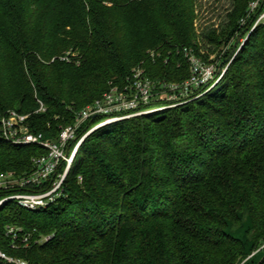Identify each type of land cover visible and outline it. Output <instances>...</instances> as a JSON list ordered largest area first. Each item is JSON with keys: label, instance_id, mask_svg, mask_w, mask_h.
<instances>
[{"label": "trees", "instance_id": "1", "mask_svg": "<svg viewBox=\"0 0 264 264\" xmlns=\"http://www.w3.org/2000/svg\"><path fill=\"white\" fill-rule=\"evenodd\" d=\"M198 1L0 0V124L14 110L56 139L138 67L156 85L186 82L185 49L207 62ZM254 1L233 0L229 27L209 42L247 32ZM228 58L206 94L88 136L58 207L0 209V247L37 264H241L264 245V26ZM46 153L0 140V172L30 173ZM7 225L31 233V246L12 250Z\"/></svg>", "mask_w": 264, "mask_h": 264}, {"label": "built area", "instance_id": "2", "mask_svg": "<svg viewBox=\"0 0 264 264\" xmlns=\"http://www.w3.org/2000/svg\"><path fill=\"white\" fill-rule=\"evenodd\" d=\"M251 18L254 23L247 31L246 39L259 26H264V0H255L250 4L242 25H246ZM184 53L190 64L191 77L182 84L167 85L175 96L173 102L179 100L188 102L198 98L197 96L202 95L203 91L220 82L226 72L219 70L216 65L203 61L191 50L185 49ZM151 55L155 57L154 52ZM155 85L144 68H136L124 88L112 86L101 99L80 111L73 125L62 127L56 139L47 137L42 132H33L29 127L31 115L14 110L5 113L1 117L0 140L15 146H41L47 153L32 159L33 169L30 173L0 172V209L11 203L29 211L58 207L68 198L66 194L68 176L86 138L104 126L156 111V108L150 106L154 102ZM199 90H202V93ZM44 112L46 108L40 103L37 113ZM93 120L98 122L85 126L87 122ZM4 234L12 250L27 249L32 244V234L22 227L7 225ZM52 238L45 236L36 240V244L47 243ZM0 264L37 263L14 256L0 247Z\"/></svg>", "mask_w": 264, "mask_h": 264}, {"label": "rangeland", "instance_id": "3", "mask_svg": "<svg viewBox=\"0 0 264 264\" xmlns=\"http://www.w3.org/2000/svg\"><path fill=\"white\" fill-rule=\"evenodd\" d=\"M233 10V0H199L198 1V20H197V30L199 34V43L202 48V52L205 55V59L209 64L216 65L218 69L226 71L230 64L224 63L225 60L231 55L232 50L235 46L236 41L240 39V43L237 50L233 54L231 60L242 51L246 44L247 33L245 29H248V25H242L243 34H237V39L232 41L227 47L219 48L216 45L209 42L208 36L211 33L221 34L224 30L229 27L230 14ZM241 34V35H240ZM246 34V35H245ZM230 57V56H229ZM219 83V82H218ZM216 83L214 87L218 84ZM213 87V88H214ZM210 90H205L203 94H206ZM201 94L197 97H200ZM175 96L171 89L167 86L155 85L154 88V102L162 103L160 106H155L156 111H161L163 109H169L172 107H178L187 103L185 100H179L178 102H173ZM196 99V98H195ZM15 206L14 203L9 204V208ZM250 228L247 224L246 228L239 230L236 237L245 240L246 231ZM4 233V232H3ZM1 246V243H0ZM251 247V244H248ZM264 260V245L258 247L254 251H250L247 258L241 264H261Z\"/></svg>", "mask_w": 264, "mask_h": 264}, {"label": "water", "instance_id": "4", "mask_svg": "<svg viewBox=\"0 0 264 264\" xmlns=\"http://www.w3.org/2000/svg\"><path fill=\"white\" fill-rule=\"evenodd\" d=\"M240 39H241V38H239V39L236 41L235 46H234V48H233V50H232V53H231L230 57L228 58L227 62L231 60L233 54H234L235 51L237 50V47H238V45H239V43H240ZM95 118H96V117H94V119H95Z\"/></svg>", "mask_w": 264, "mask_h": 264}]
</instances>
